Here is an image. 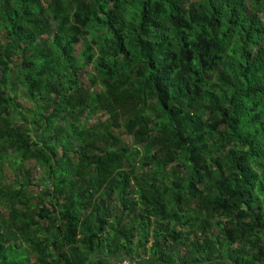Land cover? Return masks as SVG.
I'll return each instance as SVG.
<instances>
[{"label": "trees", "instance_id": "trees-1", "mask_svg": "<svg viewBox=\"0 0 264 264\" xmlns=\"http://www.w3.org/2000/svg\"><path fill=\"white\" fill-rule=\"evenodd\" d=\"M262 12L0 0V264L264 261Z\"/></svg>", "mask_w": 264, "mask_h": 264}, {"label": "rangeland", "instance_id": "rangeland-1", "mask_svg": "<svg viewBox=\"0 0 264 264\" xmlns=\"http://www.w3.org/2000/svg\"><path fill=\"white\" fill-rule=\"evenodd\" d=\"M262 18L264 17V12L261 13ZM85 81H87V78H85ZM20 100L25 104V105H30V102L28 100H26L21 94H20ZM124 140L126 141V143L128 144H132L133 142V137H129V136H124ZM28 165H32L34 167L33 170V178L35 180V185L32 186V192L33 194H38L39 190L47 185V182L44 179V175L41 172L40 167L37 165V162L33 159L31 160L29 163H27ZM149 168H145L143 170H139L138 174H140L143 171H147ZM8 176L10 178L11 181L15 180L18 174H12V172L10 170H8ZM128 258V257H126ZM264 264V263H262Z\"/></svg>", "mask_w": 264, "mask_h": 264}, {"label": "crops", "instance_id": "crops-1", "mask_svg": "<svg viewBox=\"0 0 264 264\" xmlns=\"http://www.w3.org/2000/svg\"><path fill=\"white\" fill-rule=\"evenodd\" d=\"M102 254L101 252L96 253L92 259L96 260L98 256H100ZM104 260H112L115 258H126L128 257V255L125 252H122L118 255H111V256H104ZM139 264H232L229 261H224V260H218V261H214V262H207V263H183L181 261H176V262H164L158 259H155L154 257H152L151 255H142V257H140L138 260ZM264 263V261L262 262H258L257 264H262ZM86 264H93L92 260L88 261Z\"/></svg>", "mask_w": 264, "mask_h": 264}, {"label": "built area", "instance_id": "built-area-1", "mask_svg": "<svg viewBox=\"0 0 264 264\" xmlns=\"http://www.w3.org/2000/svg\"><path fill=\"white\" fill-rule=\"evenodd\" d=\"M107 264H139L137 260H133L130 258H122L120 260L117 261H112L110 263Z\"/></svg>", "mask_w": 264, "mask_h": 264}]
</instances>
